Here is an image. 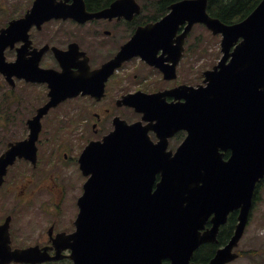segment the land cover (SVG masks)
<instances>
[{
    "label": "water",
    "instance_id": "1",
    "mask_svg": "<svg viewBox=\"0 0 264 264\" xmlns=\"http://www.w3.org/2000/svg\"><path fill=\"white\" fill-rule=\"evenodd\" d=\"M169 8L160 21L136 31L122 49L144 53L146 48L135 44L140 33L142 41L170 35V80L175 79L188 33L194 24H203L221 35L222 53L217 65L203 73L205 86L170 90L175 99L167 109L154 102L129 104L144 113L142 120L116 124L79 158L87 180L77 202L74 232L59 234L50 256L48 249H12L7 229L0 226V264H40L64 257L73 264H197L191 263L193 252L218 242L219 228L233 211L238 214L231 238L199 264L238 258L234 249L248 222L256 185L264 178V0L232 24L210 16L207 0H181ZM139 12L136 0H116L86 16L129 18ZM61 13L77 15L74 7ZM143 121L150 124L143 126ZM150 129L158 133L157 143L150 140ZM179 130L186 137L175 152L167 151V138ZM208 220L211 226L205 229ZM65 250L69 254L62 255Z\"/></svg>",
    "mask_w": 264,
    "mask_h": 264
},
{
    "label": "flooded vegetation",
    "instance_id": "2",
    "mask_svg": "<svg viewBox=\"0 0 264 264\" xmlns=\"http://www.w3.org/2000/svg\"><path fill=\"white\" fill-rule=\"evenodd\" d=\"M113 1L0 0V161L6 164L0 163V226L13 249L54 255L58 235L74 231L76 216L66 219L62 203L78 180L75 205L83 192L78 160L85 146L127 121L128 110L133 122L141 119L128 102L154 94L157 106L170 105V35L142 41L138 34L135 44L155 51L122 49L161 17L86 16ZM69 7L76 16L61 15ZM149 135L158 141L155 132ZM202 253L200 246L192 260L203 263L195 260Z\"/></svg>",
    "mask_w": 264,
    "mask_h": 264
},
{
    "label": "rangeland",
    "instance_id": "3",
    "mask_svg": "<svg viewBox=\"0 0 264 264\" xmlns=\"http://www.w3.org/2000/svg\"><path fill=\"white\" fill-rule=\"evenodd\" d=\"M153 14V11L146 9L142 12V16L147 18H151L148 16ZM185 49L184 58L177 66V79L170 82V86L201 84V73L211 69L221 58L220 36H213L203 26L196 24L186 39ZM135 119L136 115L128 110L127 122H133ZM183 138L182 133L178 137L175 135L170 139L168 149L174 151ZM80 186L81 180L76 181L66 197V203H62V215L64 211L66 219H74L77 214L75 200L79 195ZM236 250L239 258L227 264H264V179L258 188L248 224Z\"/></svg>",
    "mask_w": 264,
    "mask_h": 264
},
{
    "label": "trees",
    "instance_id": "4",
    "mask_svg": "<svg viewBox=\"0 0 264 264\" xmlns=\"http://www.w3.org/2000/svg\"><path fill=\"white\" fill-rule=\"evenodd\" d=\"M101 2L103 0H100ZM142 2V8L153 11V15L148 16L151 18H159L163 16L167 8L180 0H139ZM261 0H207V12L210 16L219 19L221 22L226 24H232L241 21L248 16L252 10L257 6ZM235 215H231L228 224L223 228L219 244L225 242V235L223 232L230 230L231 232L235 224ZM203 248L201 256L195 255V260L200 262L207 261L214 252V245H206ZM241 255V254H240ZM46 264H72L68 260L61 262H53Z\"/></svg>",
    "mask_w": 264,
    "mask_h": 264
}]
</instances>
